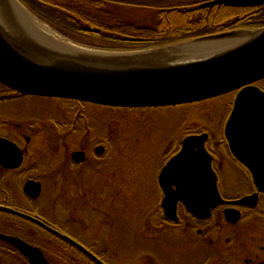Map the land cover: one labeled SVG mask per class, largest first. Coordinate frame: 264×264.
<instances>
[{"label": "water", "instance_id": "water-1", "mask_svg": "<svg viewBox=\"0 0 264 264\" xmlns=\"http://www.w3.org/2000/svg\"><path fill=\"white\" fill-rule=\"evenodd\" d=\"M221 3L253 6L264 0H214L200 7ZM25 18L29 23L38 19L20 0H0V83L15 92L107 106L151 107L182 105L237 90L224 135L232 155L250 172L256 191L231 203H256L258 192H264V92L253 82L264 77V27L219 32L149 50L85 52L53 37L34 39L24 33ZM51 39L64 46L48 43ZM219 43L223 44L218 49L205 46ZM207 137L205 132L184 136L180 149L158 175L162 206L171 218L178 200L202 218L225 203L205 148ZM20 163L18 148L0 137V164L14 168ZM39 186L28 181L25 193L35 198ZM0 209L18 213L6 206ZM224 214L235 221L240 211L226 208ZM0 238L14 245L31 264H50L37 247L20 238L2 233Z\"/></svg>", "mask_w": 264, "mask_h": 264}, {"label": "flooded vegetation", "instance_id": "flooded-vegetation-1", "mask_svg": "<svg viewBox=\"0 0 264 264\" xmlns=\"http://www.w3.org/2000/svg\"><path fill=\"white\" fill-rule=\"evenodd\" d=\"M210 1L214 0H200L195 3V7L200 9L216 7L219 12L221 10L218 7L227 8L225 9L226 12L230 8L233 10L239 8L264 9V4L235 6L221 3L200 7L202 3ZM83 24L88 25L87 23ZM260 27H227L229 29L223 31L250 30ZM5 88V91H0V101L5 100L11 103L26 101L31 97L53 98L15 92L12 89ZM236 91H234V95ZM71 101L90 104L73 99ZM70 122L71 129L69 130H61V127H58L59 131L56 133L59 132L62 135L57 136V144L56 146L53 145L54 149H51L50 145L47 148L49 152L54 151L56 155L55 162L51 165L54 170L47 172L45 168L46 162L48 163L47 160L45 161V151L47 150L46 146L42 145V126L37 127L35 122L28 120L16 121L14 112L11 117L0 118V137L14 144L21 154V163L14 168L4 167L0 164V172L6 173L7 180H9L8 187H5V185L0 186V206L10 207L18 212L12 213L1 209L0 214L6 212L9 217L6 221L0 218V233L18 237L33 247H37L50 264H78L80 254L88 257L92 262L91 264H112L111 258L108 259L110 249H106L105 243L103 252L99 253V251H95L93 244L87 245L83 239L84 236H90L91 224H94L95 217L104 224L110 222L108 220V213L111 212L110 204L107 205L108 207H100V205H106L105 199H109V167L112 160L110 158L111 138L109 136H94L91 125H83L78 120ZM65 124L63 123V127ZM224 124L222 127L223 134L219 139H216L217 142L211 138L210 133L207 131L209 135L205 140V148L212 157L211 166L216 174L217 188L225 203L212 208L208 218L192 215L179 200L175 205V217L171 218L165 214L162 206L164 194L157 179L162 167L180 149V141L177 149L173 150V153L163 160L158 168L155 179L157 181V196L154 208L156 223L152 233L155 237H168L171 235L184 240L187 239L190 251L194 252V255H188L192 257L189 264H264V192H258L256 203L252 206L231 203L242 196L254 193L256 188L248 169L232 155L224 135ZM218 147H221V150L225 151L230 160L243 168L249 176L252 184L248 193L228 197L222 194L219 187V169L222 167V163L218 159L216 150ZM51 174L55 177L54 183L49 184L54 192V203L50 206L51 201L42 204V200L48 187L47 181L51 179ZM28 181H34L40 185L38 195L35 198L25 193L24 187ZM84 208H86V211ZM226 208H236L239 211V208H241L245 211V216L242 217L240 212L239 217L235 221H231L224 214ZM23 214L24 216H21ZM112 217L114 219V216ZM84 224L87 225L86 228H84ZM80 225L83 226L82 229L79 228ZM226 228L235 231L223 237V230ZM164 231L167 233H163ZM91 240L94 241L93 237ZM224 240L225 242L231 241L232 244L223 251L219 247ZM72 241L80 244L90 254L76 244L74 245ZM158 251L153 249L150 255L147 253L139 256L138 264L142 262L152 264L150 256L153 257V262L158 264ZM52 256L54 259H52ZM0 264L31 263L29 258L14 245L0 238Z\"/></svg>", "mask_w": 264, "mask_h": 264}, {"label": "rangeland", "instance_id": "rangeland-1", "mask_svg": "<svg viewBox=\"0 0 264 264\" xmlns=\"http://www.w3.org/2000/svg\"><path fill=\"white\" fill-rule=\"evenodd\" d=\"M115 1L108 0V5L100 8V14L109 15L108 22L105 20V24H88L86 31L72 36H65L58 32L56 34L64 39V43L71 47H77L81 51L117 53L162 48L207 36L190 37L153 45V47L117 49V47L105 43V40L100 36L107 30L106 27L122 26L121 24L126 25L127 22L136 26H152L158 20V11L145 7L144 4L130 6L121 3L122 0ZM133 1L139 2L140 0ZM223 13L227 15L230 12L222 11L219 15L222 17ZM44 24L47 23L44 22ZM47 27L53 30L49 24ZM222 32L228 31L220 33ZM52 37L55 39L54 35ZM5 89L0 85V91H5ZM233 96L234 92H229L182 105L151 108L138 106L119 108L76 103L71 99L67 101L59 98L31 97L26 101L11 103L5 100L0 101V118L11 117L14 112L16 121L28 120L35 122L37 127L42 126V145L46 146V150L49 145L51 149H54L57 144L56 138L62 135L59 132L56 133L59 131L58 127H61V130H69L72 120H78L86 126L87 124L91 125L96 137L109 136L111 138L110 158L112 159L109 167V199L106 198V205H100V207H108L107 205L110 204L111 212L108 213L110 222L104 224L95 217L94 224H91V237H83L85 243L93 244L95 251L97 250L99 253L103 252L105 243L106 249H110L108 259L111 258L112 264H138V257L147 253L150 255L153 249L159 250L158 264H189L192 257L188 255H194V252L190 251L187 239L171 235L155 237L152 233L156 223L154 213L157 196L156 175L161 162L168 158L173 150L177 149L183 136L188 135L189 132L208 131L211 138L217 142L216 139L222 135L221 130H223L224 120L231 108ZM63 123H66L64 127ZM216 150L218 159L222 163V167L219 169V187L222 194L228 197L248 193L252 182L247 173L238 164L232 162L225 151L221 150V147ZM55 159L54 151H45V161L47 160L49 163L46 162L47 172L54 170L51 165L54 164ZM54 177L51 174V179L47 181L48 187L44 193L42 204L51 201L49 203L51 206L54 203L53 188L51 189L49 186L54 183ZM7 179V174L0 172V186L8 187L9 180ZM84 209L86 211V208ZM239 209L242 217L245 216V211ZM0 216L2 220L4 219L3 221L7 220L6 215L0 214ZM86 226L84 224V228ZM81 227L83 228L82 225L79 228L82 229ZM233 231L235 230L231 228L224 229L223 237ZM245 232L247 233V231ZM92 237L94 241L91 240ZM231 244V241L225 242L224 240L219 249L224 251ZM150 259L152 264H156L153 262V257L150 256ZM78 260V264L85 262L81 255L78 256Z\"/></svg>", "mask_w": 264, "mask_h": 264}, {"label": "trees", "instance_id": "trees-1", "mask_svg": "<svg viewBox=\"0 0 264 264\" xmlns=\"http://www.w3.org/2000/svg\"><path fill=\"white\" fill-rule=\"evenodd\" d=\"M199 1L140 0L138 2L122 0L121 3L130 6L144 4L145 7L157 9V22L152 26H136L127 22L126 25L121 24L122 26L106 27L107 30L100 36L105 40V43L117 47V49H137V47H153V45L175 42L190 37L214 34L229 29L227 27L264 26V9L239 8L233 10L230 8L228 16L223 13L221 17L220 12L227 8L218 7L220 12L217 11L216 7L200 9L195 7V3ZM20 2L32 14L65 36L86 31L87 28L83 23L105 24V20L108 22L109 15L100 14V8L106 7L109 3L108 0H20ZM263 83L264 78L256 81L255 85L264 90ZM0 212H2L1 209ZM3 213L9 217V214ZM82 257L85 262L80 264L92 263L88 257Z\"/></svg>", "mask_w": 264, "mask_h": 264}, {"label": "bare ground", "instance_id": "bare-ground-1", "mask_svg": "<svg viewBox=\"0 0 264 264\" xmlns=\"http://www.w3.org/2000/svg\"><path fill=\"white\" fill-rule=\"evenodd\" d=\"M18 13H20V12H18ZM228 16V15H227ZM226 17V16H225ZM25 20L27 21V19L25 18ZM24 21V20H23ZM25 21V22H26ZM31 23V24H30ZM30 23L27 21V26L25 27V31H24V33H27L28 35H31L34 39H36V40H39V41H41L42 39H46L47 40V37H48V39L49 38H51L52 37V35H54L55 36V39L58 41H64V39H60L61 38V36H59V35H57L56 33L57 32H55L54 31V29L52 30L51 28H48L47 27V24H44V22L42 23H40L38 20H34L33 19V22L32 21H30ZM20 31H23V30H20ZM240 39V37L239 38H234L233 40H239ZM55 43L56 45H59V46H64V44L63 43H57V42H54L53 41V39H51V41H48V43ZM223 43H219V44H215V45H210V44H206L205 46L206 47H208V49H216L217 47L219 48V47H221V45H222ZM217 48V49H218ZM197 50V49H196ZM191 52H195L194 50H192V51H189V52H187V53H191ZM227 93H229V92H227Z\"/></svg>", "mask_w": 264, "mask_h": 264}]
</instances>
